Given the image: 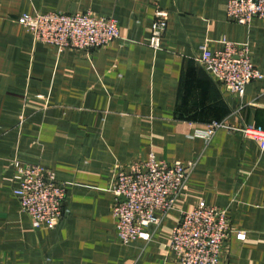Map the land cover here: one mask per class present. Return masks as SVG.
Wrapping results in <instances>:
<instances>
[{"label": "crops", "instance_id": "0c3cea01", "mask_svg": "<svg viewBox=\"0 0 264 264\" xmlns=\"http://www.w3.org/2000/svg\"><path fill=\"white\" fill-rule=\"evenodd\" d=\"M228 1L0 0V264H178L172 230L201 201L228 211L219 264H264V152L237 131L199 134L215 121L264 127V78L240 96L203 62L230 41L264 74V18L239 24ZM158 8L169 19L154 48ZM52 11L113 17L122 37L60 51L18 22ZM152 154L195 166L174 209L156 212L151 239L126 245L112 186ZM16 161L66 184L70 213L55 228H35L22 210Z\"/></svg>", "mask_w": 264, "mask_h": 264}, {"label": "built area", "instance_id": "2783aa9c", "mask_svg": "<svg viewBox=\"0 0 264 264\" xmlns=\"http://www.w3.org/2000/svg\"><path fill=\"white\" fill-rule=\"evenodd\" d=\"M226 11L231 20L249 25L255 17L264 18V0H229ZM168 19L167 10H156L150 27V46L160 48ZM18 22L34 35L36 41L55 46L60 51L100 48L122 37L115 18L90 12L25 13L19 16ZM203 62L216 81L240 96L250 82L264 78L254 65L248 48L238 47L230 41H224L223 47ZM221 129L241 133L264 152L262 126H233L227 121H215L199 134L210 139ZM194 166V162L160 161L152 154L147 161L135 162L129 171L119 170L112 186L113 213L118 236L124 244L130 245L141 238L151 239L152 227L160 222L156 212L167 214L174 209ZM13 181V192L35 228H55L69 215L66 184L58 181L50 170L16 161ZM231 231L228 211L201 201L193 210L182 212L172 230L170 248L176 254L178 264H219Z\"/></svg>", "mask_w": 264, "mask_h": 264}, {"label": "rangeland", "instance_id": "374dc122", "mask_svg": "<svg viewBox=\"0 0 264 264\" xmlns=\"http://www.w3.org/2000/svg\"><path fill=\"white\" fill-rule=\"evenodd\" d=\"M53 12V11H52ZM40 13V12H39ZM28 30V29H27Z\"/></svg>", "mask_w": 264, "mask_h": 264}]
</instances>
